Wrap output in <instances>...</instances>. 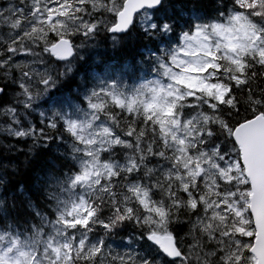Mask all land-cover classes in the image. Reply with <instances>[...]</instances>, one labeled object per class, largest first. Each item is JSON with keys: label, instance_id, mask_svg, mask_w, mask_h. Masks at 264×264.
<instances>
[{"label": "snow or ice", "instance_id": "snow-or-ice-1", "mask_svg": "<svg viewBox=\"0 0 264 264\" xmlns=\"http://www.w3.org/2000/svg\"><path fill=\"white\" fill-rule=\"evenodd\" d=\"M28 137L81 191L0 264H264V0H0V148Z\"/></svg>", "mask_w": 264, "mask_h": 264}, {"label": "trees", "instance_id": "trees-1", "mask_svg": "<svg viewBox=\"0 0 264 264\" xmlns=\"http://www.w3.org/2000/svg\"><path fill=\"white\" fill-rule=\"evenodd\" d=\"M27 139L0 148V230L12 234L33 233L38 211L53 215L52 191L75 168L68 144Z\"/></svg>", "mask_w": 264, "mask_h": 264}, {"label": "rangeland", "instance_id": "rangeland-1", "mask_svg": "<svg viewBox=\"0 0 264 264\" xmlns=\"http://www.w3.org/2000/svg\"><path fill=\"white\" fill-rule=\"evenodd\" d=\"M23 140H25V139H23ZM26 140H28V139H26ZM31 142H33V139ZM73 159L77 162V165H78L79 170H80V162L77 158H75L74 154H73ZM68 174H66V176ZM72 178H73V175L68 176L64 182H61L58 184L57 189L52 191V200H54L53 201V211H52L53 217H50L49 215L44 216V214H41L39 217L38 225L45 224V227H46L45 229H42L43 230L42 235H47L50 233L51 228H52V226H54L55 221L57 219V216L59 215V212H60L61 208L63 207V202L66 200L75 199L77 197L78 193L81 191L80 188H75V189L70 188V182H71ZM70 193H71V195H70ZM55 214H56V217L54 219ZM36 231H39V230H35L33 232V234H35Z\"/></svg>", "mask_w": 264, "mask_h": 264}, {"label": "bare ground", "instance_id": "bare-ground-1", "mask_svg": "<svg viewBox=\"0 0 264 264\" xmlns=\"http://www.w3.org/2000/svg\"><path fill=\"white\" fill-rule=\"evenodd\" d=\"M26 140V139H25ZM25 140H23V141H25ZM16 141H20V142H23L22 140H16ZM32 141V140H31ZM34 141H37V140H34L33 139V142ZM43 144V143H42ZM52 145V144H51ZM69 151V150H68ZM64 153V152H63ZM69 153H70V151H69ZM70 156H71V160L73 161V156L71 155V153H70ZM50 162V161H49ZM38 163V162H37ZM13 172V171H12ZM70 172V171H69ZM62 174V173H61ZM58 184H59V182H58ZM48 185V184H47ZM42 188V187H41ZM50 201V200H49ZM39 204V203H38ZM49 209V208H48ZM52 211H53V209H52ZM51 211V212H52ZM39 212V217H40V215L41 214H44V216H47L48 214L46 213V212H40V211H38ZM26 213V212H25ZM53 214V213H52ZM39 217H38V222H39ZM50 217H53V215L52 216H50ZM30 220V219H29ZM38 222H37V224H38Z\"/></svg>", "mask_w": 264, "mask_h": 264}]
</instances>
